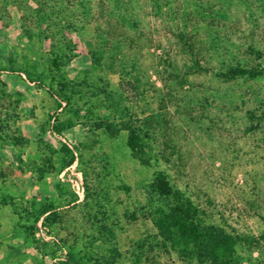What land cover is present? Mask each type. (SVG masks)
I'll use <instances>...</instances> for the list:
<instances>
[{"label":"rangeland","instance_id":"rangeland-1","mask_svg":"<svg viewBox=\"0 0 264 264\" xmlns=\"http://www.w3.org/2000/svg\"><path fill=\"white\" fill-rule=\"evenodd\" d=\"M18 1L0 0V264H35L15 259L7 239L26 221L22 208L33 199L56 207L52 239L85 259L186 264L161 243L150 219L146 189L157 171L201 209L205 222L249 237L264 233V75L229 82L215 76L252 62L248 47L261 53L256 62L264 70V0H125L127 9L112 14L123 35L113 39L99 0H90L85 16L79 0H69L60 22L76 26H46L51 37L43 41L70 59L62 76L73 85L66 105L73 124L61 135L48 128L46 88L1 70L14 51L18 63L36 60L21 57L26 38ZM26 14V27L37 30ZM180 35L208 71L194 69ZM93 54L102 57L99 68ZM121 116L149 120L147 165L133 157L125 133L109 138L95 126ZM63 144L75 156L67 168ZM35 236L49 239L42 230ZM236 253L240 264H264V240ZM38 262L54 260L38 255Z\"/></svg>","mask_w":264,"mask_h":264},{"label":"trees","instance_id":"trees-1","mask_svg":"<svg viewBox=\"0 0 264 264\" xmlns=\"http://www.w3.org/2000/svg\"><path fill=\"white\" fill-rule=\"evenodd\" d=\"M28 0L18 1L17 6L24 12L22 22V36L26 38L22 60H26L28 54L36 57L30 65L18 63L16 55L11 54V62L1 70L9 72H19L34 84L44 86L50 97V110L48 115V128L53 134L61 135L62 132L70 128L73 124L71 118L66 115V105L72 102L71 82H67L62 76V71L68 65L70 60L68 56L62 52V47L57 49L54 45L51 49L44 47L43 41L51 37L46 31V26L59 25L75 27L73 23L61 25V16L66 11V5L69 0H32L35 7L28 5ZM24 2V3H23ZM28 6H27V5ZM90 0H79V5L84 11V16L88 15L90 9ZM100 6L106 7V13L100 8V13L106 22V32L110 39L115 36L123 35V26L117 32L113 24L112 14L120 12L123 6L128 5L125 0H99ZM126 7V6H125ZM25 9V11H24ZM127 9V7H126ZM28 10V11H27ZM26 16L34 18L37 30H30L25 25ZM120 24L124 25L125 16L120 15ZM57 20L58 22L56 23ZM52 21L55 23L49 24ZM115 21V20H114ZM24 24V25H23ZM184 38V39H183ZM190 39V38H189ZM183 40L182 47H186V51L192 53V65L197 71H208V68L202 64V60L196 56L193 49V42ZM248 50L256 57L252 62L248 61L243 64L237 62L228 67L225 71L215 73V76L223 81L229 82L238 78L256 79L264 75V70L259 63L256 62L261 53L254 51L251 47ZM250 52V53H251ZM101 56L92 55L93 66L99 68ZM246 59V58H245ZM207 62V61H205ZM37 70V71H36ZM41 84V85H40ZM149 120L147 118L135 123V119L119 117L116 120H105L104 122H95L96 128L109 137L115 138L121 133H125V144L129 148L133 157L141 164L147 165L151 159L147 156V143L143 136L148 137ZM0 140H4L0 133ZM65 155L61 168L71 166L75 161V156L71 150L64 145ZM146 195L149 206L150 219L157 230V237L161 243L173 249L177 256L186 264H240L239 256L236 248L243 244H253L264 240V233L259 237H249L233 231H228L220 225L205 222L201 209L181 190L174 188L163 171H157L152 181L146 189ZM56 207L46 203L41 206L36 204L33 199L27 207L22 208L21 217L26 221H19L16 228L13 229L7 239L12 242V255L17 260L30 259L31 262L39 264L38 255L43 258L49 256L54 260L53 264H114V257L102 256L100 258L85 259L77 251L72 248H65L63 243L52 239V226L58 222V216L55 211ZM20 214V215H21ZM40 221V227L37 223ZM42 230L45 237H36L35 233ZM32 249L34 252L30 251ZM113 254L118 255L117 250ZM112 254V255H113Z\"/></svg>","mask_w":264,"mask_h":264}]
</instances>
